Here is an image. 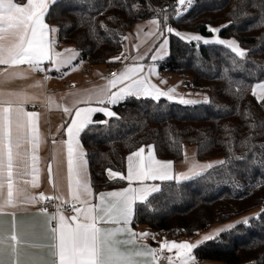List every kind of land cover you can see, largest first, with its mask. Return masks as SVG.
Instances as JSON below:
<instances>
[{"label":"trees","instance_id":"obj_1","mask_svg":"<svg viewBox=\"0 0 264 264\" xmlns=\"http://www.w3.org/2000/svg\"><path fill=\"white\" fill-rule=\"evenodd\" d=\"M175 7L177 0H57L48 10L46 21L57 30L58 42L75 47L76 63L87 68L116 67L113 58L122 54L132 27L165 8L169 19L161 29L209 36L217 26L223 38L248 50L241 60L224 45L168 34L170 53L159 71L207 92L209 100L184 105L128 97L111 107L115 117L80 134L92 188L96 194L125 187L127 181L110 180L106 169L126 174V158L142 146H153L163 161H182L185 146L195 148L199 161H229L201 177L163 182L161 192L136 205L133 227L146 228L157 240L180 241L260 208L257 218L197 246L192 255L196 264H264V102L251 94L253 85L264 82V0H192L178 18Z\"/></svg>","mask_w":264,"mask_h":264},{"label":"snow or ice","instance_id":"obj_2","mask_svg":"<svg viewBox=\"0 0 264 264\" xmlns=\"http://www.w3.org/2000/svg\"><path fill=\"white\" fill-rule=\"evenodd\" d=\"M52 2L54 0H0V264H22L20 255L24 242L18 232L16 215L48 200L59 201L55 212L50 213L47 206H41L37 214L45 217L44 227L50 234L51 243L47 245L49 258L32 259L27 264H161L162 259H166L167 264H192L195 261L193 249L213 239V235H205L195 243L165 239L160 242L159 248H152L140 243L149 233H136L130 227L134 206L138 202L148 203L150 196L161 192L160 184L154 183L156 181L179 183L201 177L209 169L229 161L193 163L187 172L177 174L173 171V161H162L154 155L153 146H148L147 152L142 146L126 158V175L106 169L110 180L127 181V186L96 193L95 197L87 172L88 161L79 137L90 125L106 124L108 119L116 116L106 105H116L128 97L155 101L162 97L173 99L174 89L164 91L150 83L148 76L142 74V64L128 66L124 71L113 74L105 87L76 102L85 106L56 105L69 118L57 128V133L62 131L66 139L52 140L53 154L46 165L48 183L58 194L34 193L33 190L41 184L42 158L39 149L45 138L40 129L41 113L29 111L26 106H34L40 101L39 94L29 92V89L39 87L42 81L34 80L32 84L16 89L8 86L18 80L30 79L36 72H60L61 68L69 66L76 70L77 65L73 64L78 55L76 50L55 51V41L50 34L57 30L45 22ZM191 3L192 0H177L178 7L173 9L175 17L182 16ZM168 19V9L165 8L160 9L151 20L160 36H164L166 31L188 43L202 41L203 44L224 45L241 60L247 56L248 50L241 49L235 40H210L200 35L181 34L171 27L161 29V23L166 24ZM210 31L218 33L219 29ZM156 34L155 31L147 33ZM167 44L168 39L164 38L158 51L162 52ZM158 58L162 57H151L152 60ZM46 62L50 67H44ZM154 72V68L148 69L149 75ZM48 78L46 75L45 80ZM251 94L259 102H264V82L253 85ZM94 99L96 106L92 105ZM48 102H52L51 98ZM179 102L196 103L183 98ZM96 113H102L107 119L94 120ZM58 180L66 181V194L59 191ZM94 198H98V202H93ZM62 206L68 207L72 214L65 215ZM5 215L12 217L10 228L5 227L2 219ZM241 222L247 224L248 219ZM221 231L224 229L217 230V234ZM165 251L169 255L164 256Z\"/></svg>","mask_w":264,"mask_h":264},{"label":"crops","instance_id":"obj_3","mask_svg":"<svg viewBox=\"0 0 264 264\" xmlns=\"http://www.w3.org/2000/svg\"><path fill=\"white\" fill-rule=\"evenodd\" d=\"M55 1L57 0H54V2ZM52 3H50L49 8ZM151 20L152 19L140 21L132 27L131 31L128 33L126 37V39L128 40L124 42V49L122 54L119 56L120 59L117 60L118 64L116 66H119L122 62H124V56H128L129 57L128 66H132L134 64H142L144 66V72L142 74L148 76L150 83L155 84L158 88L164 91H168L169 89H174V92L172 94L173 99H171L170 101L175 103H180L179 100L183 98L186 100L196 101V103H191V104L208 102L209 95L207 92L197 91L192 88H187L184 80L181 77L177 75L162 74L159 71L158 64L163 59L158 58L156 60H152L151 57L154 55V53H152L153 50L150 51L148 50L152 45L154 46L156 43H158L160 41V38H162L163 36L159 35L156 26L151 24ZM45 22L48 24V22L46 21V17H45ZM48 25L51 28H54L50 24ZM173 30L176 31L175 29ZM154 31L157 32L156 35H147V33ZM210 32L212 33V31ZM50 36L55 41V45H54L55 51L63 52L65 49L76 50L78 55L76 60L73 61V64L77 65L76 70H72V68L69 66V67L61 68L60 72H56L54 70L49 72H36L32 74V77L30 79L23 81L18 80L15 83L10 84L8 86L10 89H16L21 85L32 84L34 80L42 81V84L39 87L30 88L29 92L38 93L40 96V101L43 102L38 101L35 103L34 106L32 105L26 106L27 110L29 111H37L41 113L40 129L45 138V143H43L39 149V155L42 158L41 184L39 188L33 190L34 193L37 195L38 192L41 191L45 192V194L47 195L58 194L57 191L53 189V187L48 183L46 165L51 160L53 154L54 145L52 144V140L56 139L57 141H59L61 139H66V136L63 135L62 131L60 133H57V128L61 124H63L65 120H68L69 118L63 113L62 108H58L56 107V105L73 107L75 104V106H85L84 104H78L76 102L83 100L89 94L94 93L98 89L105 87L107 81L113 78V76L110 75L111 67L106 65H98L87 68L85 64L76 63L79 58L78 50L75 47L64 45L58 42L56 31L54 33H51ZM65 55H68V53H65ZM140 57H143V59H140ZM44 67L48 68L50 67V64L46 62ZM149 68L155 69V72L152 73L151 75L148 74ZM124 70L125 69L121 70L120 72ZM46 75L49 78L45 80ZM115 90L116 89H113V91ZM48 98H51L52 100L51 103L48 102ZM180 104H184V103H180ZM92 105L96 106L95 99L92 101ZM184 105H188V104H184ZM106 106L112 111L111 107L115 105H106ZM98 114H102V113H96L93 116V119ZM80 143L82 145L83 151L85 152L81 140ZM145 149L147 152L148 148ZM184 154H185L184 159L182 161L177 163L174 162V169H173L174 173L178 174V173L187 172L188 168L193 163L206 164L209 162H215L214 160L206 161V162L199 161L194 147L185 146ZM154 155L156 156L155 151H154ZM87 172L90 178L89 166H87ZM57 182L60 184L59 191L61 193L66 194L67 192L66 181L58 180ZM154 183L160 184L161 187L162 184L161 182L156 181ZM107 191H112V190H107ZM102 192H106V191H102ZM94 197H95V192H94ZM56 202H57L56 204L59 203V201ZM93 202H98V198H94ZM136 205L134 206V212ZM39 207H41V205H36L34 208H30L29 211L18 212L16 215L18 232L20 234L22 241L24 242L21 245V255H20V260L22 264H27V262L32 259L49 258L50 249L47 247V245L51 243L50 234L47 233L46 228L44 227L45 217L43 215L37 214V209ZM49 212L50 213L55 212V210L52 209L49 210ZM2 219L5 221V227L10 228L12 217L9 215H5L2 217ZM132 221L130 227L132 228L133 231H135L136 233H145V232L149 233V236L146 239L140 241V243L151 246L152 248H159L160 242H162L165 239H159V240H157V238L153 239L154 235L150 234V232L146 228H137V229L134 228ZM215 234L216 233L211 234L209 232H204L198 237V239L193 240L192 243L202 240L205 235H213V239H214L218 236ZM183 240H180L178 242H182ZM151 241H156L158 243V246L152 245ZM207 241L209 240H206L204 242ZM161 264H167V262ZM192 264H196V262L194 261L192 262Z\"/></svg>","mask_w":264,"mask_h":264},{"label":"rangeland","instance_id":"obj_4","mask_svg":"<svg viewBox=\"0 0 264 264\" xmlns=\"http://www.w3.org/2000/svg\"><path fill=\"white\" fill-rule=\"evenodd\" d=\"M220 28L221 27H217V26H212L211 29H219V32L218 33H214L212 32L211 35L209 36H204L202 34H199V33H194V32H188V31H181L180 33L181 34H187V35H200L201 37L203 38H206V39H210V40H214L216 38H219V39H224V40H235L234 38H223L221 35H220ZM164 38H167L168 39V44L165 46L164 50L162 52H159L158 51V48H159V44L163 42V39ZM128 39H125V41H127ZM237 42V41H236ZM198 43H202V41L198 42ZM212 44H215V43H212ZM239 45V44H238ZM241 48V47H240ZM150 50H153L152 53H154V55H157L159 57H162L161 59H165L169 53H170V40H169V36H168V33H166L165 37L163 36L162 38H160V41L158 43H156L154 46L152 45L148 51ZM261 213V209L260 208H257V209H254V210H251L245 214H242L228 222H225V223H221V224H217L211 228H209L208 230H205V231H202V232H199L197 233L193 238H188V239H184L182 242H192L193 240L195 239H198V237L204 233V232H209L211 234H214L216 233L215 235H220L221 233L225 232V231H228V230H231L232 228L236 227L237 225L239 224H245V223H242L241 221H244L245 219H248V223L250 222L251 219H253V217H258ZM247 223V224H248ZM229 226H232V227H229ZM219 229H224V231H221L217 234V230ZM175 242H178V241H175ZM205 243V242H204ZM200 264H222L218 261H213V260H204L203 263H200Z\"/></svg>","mask_w":264,"mask_h":264},{"label":"built area","instance_id":"obj_5","mask_svg":"<svg viewBox=\"0 0 264 264\" xmlns=\"http://www.w3.org/2000/svg\"><path fill=\"white\" fill-rule=\"evenodd\" d=\"M128 62H129V57L128 56H124V62H122L119 66L111 68L110 75L113 76V74H118L121 70H123L126 67H128ZM40 193H44L45 194V192L41 191V192H38V195ZM45 195H47V194H45ZM56 203H57L56 200H48V201H44L41 206H47L49 210H52V209L56 210L55 209ZM62 210L64 211V214H67V215H71L72 214L70 209L68 207H66V206H62ZM153 238L156 239V236L154 235ZM167 255H169V253H167L165 251L164 256H167ZM165 262H167V260L166 259H162L161 263H165Z\"/></svg>","mask_w":264,"mask_h":264}]
</instances>
